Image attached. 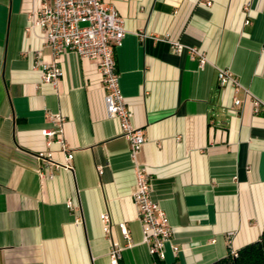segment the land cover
Returning <instances> with one entry per match:
<instances>
[{"label":"crops","instance_id":"0c3cea01","mask_svg":"<svg viewBox=\"0 0 264 264\" xmlns=\"http://www.w3.org/2000/svg\"><path fill=\"white\" fill-rule=\"evenodd\" d=\"M104 1L124 19L119 89L145 135L134 155L96 62L66 51L56 84L43 81L51 52L29 24L41 0H0V264H108L112 241L119 264H211L264 228V0ZM49 113L65 148L40 133ZM137 166L171 226L161 260L142 242Z\"/></svg>","mask_w":264,"mask_h":264},{"label":"built area","instance_id":"2783aa9c","mask_svg":"<svg viewBox=\"0 0 264 264\" xmlns=\"http://www.w3.org/2000/svg\"><path fill=\"white\" fill-rule=\"evenodd\" d=\"M31 26L42 30L44 44L50 49L51 61L41 63L42 80L56 84L63 70L60 66L61 56L66 51H73L81 57L94 60L97 65L102 85L106 90L104 100L107 113L118 118L123 135L129 141L130 153L135 154L139 149L145 135L143 128H137L131 123L132 111L126 104L119 89L118 72L115 62V48L121 46L125 35L124 19L118 14L112 3L104 0H41L40 6L30 15ZM245 23H250L247 19ZM143 35V34H142ZM171 48L174 52H181L184 48L190 56H198L199 64L204 63V56L193 46H184L179 41H173ZM264 49V46H262ZM217 78L221 85L231 83L237 85L231 72L219 70ZM239 103L238 99L234 100ZM258 101L254 100L255 108ZM59 113L48 114V119L53 123V128H42L41 132L48 139L56 138L62 147L65 143L62 137L63 118ZM43 152L39 156L46 157ZM73 157L72 152H67L66 161ZM136 188L132 192V199L136 206L138 219L141 224L142 242L147 245V250L159 260L163 259V245L170 239L172 231L168 217L161 206L151 195L150 176L143 166L135 168ZM71 206L70 202H67ZM102 221L108 216L100 215ZM104 230L109 231V226L104 225ZM120 232L125 239H129V232L123 224H119ZM177 246H172L174 253ZM121 245L112 241L109 252L108 264H119L121 258ZM236 255V251L231 252ZM158 264V263H157Z\"/></svg>","mask_w":264,"mask_h":264},{"label":"trees","instance_id":"16d2710c","mask_svg":"<svg viewBox=\"0 0 264 264\" xmlns=\"http://www.w3.org/2000/svg\"><path fill=\"white\" fill-rule=\"evenodd\" d=\"M211 264H264V228L257 240L239 248L236 255L229 253Z\"/></svg>","mask_w":264,"mask_h":264}]
</instances>
